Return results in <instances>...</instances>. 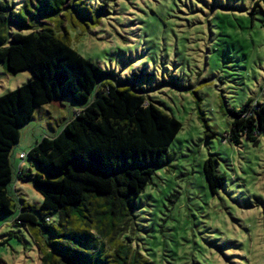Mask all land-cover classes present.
I'll return each mask as SVG.
<instances>
[{
    "label": "rangeland",
    "instance_id": "rangeland-1",
    "mask_svg": "<svg viewBox=\"0 0 264 264\" xmlns=\"http://www.w3.org/2000/svg\"><path fill=\"white\" fill-rule=\"evenodd\" d=\"M7 1L20 10L26 0ZM86 2L105 13L88 30L65 22L73 48L114 74L115 83H135L182 123L170 163L156 171L117 236L154 264H264V134L257 144L243 139L235 145L228 112L249 100L264 104V0ZM47 24L60 31L57 22ZM32 76L11 75L0 64V96ZM80 109L69 98L54 101L22 128L11 158L17 210L0 217V264H43L45 239L14 223L22 200L36 207L43 202L30 182L18 179L32 164L19 155L58 134ZM210 156L226 176L216 193L203 169ZM58 222L55 213L49 223Z\"/></svg>",
    "mask_w": 264,
    "mask_h": 264
},
{
    "label": "trees",
    "instance_id": "trees-1",
    "mask_svg": "<svg viewBox=\"0 0 264 264\" xmlns=\"http://www.w3.org/2000/svg\"><path fill=\"white\" fill-rule=\"evenodd\" d=\"M103 13L102 6L95 9L86 0H26L20 10L0 0V64L11 75H33L0 96V217L17 210L11 158L22 128L54 101L69 98L81 106L58 134L31 147V168L18 176L43 196L40 207L22 200L14 221L45 239L43 264H154L117 235L156 171L170 163L169 149L182 123L135 83H115L114 74L73 48L65 22L88 30L100 24ZM48 22H57L60 31ZM35 24L42 29L35 30ZM13 27L30 31L13 32ZM228 112L229 140L257 144L264 134V104L249 100ZM216 162L210 156L203 166L213 193L226 181ZM55 213L56 225L49 223Z\"/></svg>",
    "mask_w": 264,
    "mask_h": 264
},
{
    "label": "built area",
    "instance_id": "built-area-1",
    "mask_svg": "<svg viewBox=\"0 0 264 264\" xmlns=\"http://www.w3.org/2000/svg\"><path fill=\"white\" fill-rule=\"evenodd\" d=\"M26 158H27V154H26V153H21V154L19 155V159H20V160H23V161H24ZM22 170H24V169L21 168V170H20L19 173H18V176L22 174Z\"/></svg>",
    "mask_w": 264,
    "mask_h": 264
},
{
    "label": "crops",
    "instance_id": "crops-1",
    "mask_svg": "<svg viewBox=\"0 0 264 264\" xmlns=\"http://www.w3.org/2000/svg\"><path fill=\"white\" fill-rule=\"evenodd\" d=\"M62 101V100H61ZM61 101H57V102H59V104H61ZM51 104V103H50ZM49 105V104H48ZM45 106H47V105H45ZM45 106H43V107H45Z\"/></svg>",
    "mask_w": 264,
    "mask_h": 264
}]
</instances>
